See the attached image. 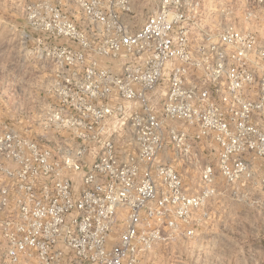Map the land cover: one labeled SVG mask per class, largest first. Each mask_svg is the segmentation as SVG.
Segmentation results:
<instances>
[{"label":"built area","instance_id":"built-area-1","mask_svg":"<svg viewBox=\"0 0 264 264\" xmlns=\"http://www.w3.org/2000/svg\"><path fill=\"white\" fill-rule=\"evenodd\" d=\"M18 9L40 118L69 141L0 133V264H140L199 236L216 196L264 213V37L202 29L201 0H159L134 31L131 0Z\"/></svg>","mask_w":264,"mask_h":264},{"label":"rangeland","instance_id":"rangeland-1","mask_svg":"<svg viewBox=\"0 0 264 264\" xmlns=\"http://www.w3.org/2000/svg\"><path fill=\"white\" fill-rule=\"evenodd\" d=\"M157 1L131 0L133 12L128 15L122 13V22L134 31ZM18 2L0 0V133L6 125L34 138L43 146L56 147L69 139L66 141L51 136L56 133L67 137L68 133L45 127L40 118V96L34 89L38 83L34 76L36 66L32 60L23 62L20 49L24 13L16 9ZM201 2L202 29L212 33V25L218 29L223 24L231 23L254 31L260 39L264 37V11L256 0ZM248 12L250 17L246 18ZM70 16L78 25L82 24L78 13H70ZM25 72L27 74L23 75ZM164 91L165 85H162L156 92L157 99L163 96ZM110 128V132H124L122 125H111ZM167 150L170 153L169 148ZM182 174L190 180L191 188L195 189V179H192L194 173L182 171ZM6 182L0 174V184ZM209 209L211 218L200 229L199 236L159 244L141 258L140 264H264V213L245 203L231 201L223 195L213 198Z\"/></svg>","mask_w":264,"mask_h":264},{"label":"crops","instance_id":"crops-1","mask_svg":"<svg viewBox=\"0 0 264 264\" xmlns=\"http://www.w3.org/2000/svg\"><path fill=\"white\" fill-rule=\"evenodd\" d=\"M132 1H133V0H132ZM158 2H159V0L156 2L155 6L158 4ZM131 3H132V2H131ZM153 8H154V7H153ZM153 8H152V9H153ZM16 9L18 10V4L16 5ZM152 9H151V10H152ZM148 13H149V12H148ZM239 213H240V212H239Z\"/></svg>","mask_w":264,"mask_h":264}]
</instances>
